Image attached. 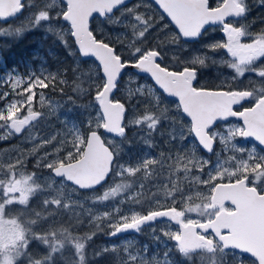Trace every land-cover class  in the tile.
<instances>
[{"label": "snow or ice", "instance_id": "6c2138e0", "mask_svg": "<svg viewBox=\"0 0 264 264\" xmlns=\"http://www.w3.org/2000/svg\"><path fill=\"white\" fill-rule=\"evenodd\" d=\"M153 4L158 16L140 11ZM253 6L264 7V0H141L131 6L128 0H0V37L41 28L73 58L71 83L68 69L53 73L43 66L0 78V88L8 86L0 100L14 97L0 108V140L27 129L23 140L32 144L0 164V264H178L176 254L200 264H264V29L249 30ZM26 9L20 24L4 23ZM117 27L127 31H110ZM216 30L226 39L201 48L222 49L227 59L207 53L180 59L178 53ZM209 59L233 73L211 88L199 80ZM141 74L152 83H139ZM64 85L78 96L91 95L93 103L84 107L95 113L82 125L65 121L63 134L36 132L58 106L45 113L34 110L33 101L38 97L43 108V89L64 94ZM166 97L175 98L174 111L164 106ZM67 99L75 103L71 95ZM244 101L249 106L234 108ZM133 140L157 154L122 161L124 145ZM28 156L48 174L27 172ZM127 178H136V189L129 191ZM150 178L163 199L138 210L133 205L143 204ZM34 197L42 211L30 207ZM86 201L105 210L94 213ZM65 213L77 224L90 217L89 230L74 235L60 223ZM157 221L164 225L159 231ZM101 222L109 237L147 229L163 248L149 254L147 244L134 240L93 247ZM169 222L178 227L172 230Z\"/></svg>", "mask_w": 264, "mask_h": 264}, {"label": "rangeland", "instance_id": "374dc122", "mask_svg": "<svg viewBox=\"0 0 264 264\" xmlns=\"http://www.w3.org/2000/svg\"><path fill=\"white\" fill-rule=\"evenodd\" d=\"M42 0H38L37 3H41ZM141 0H136L134 1L131 5L133 4H137L140 3ZM144 3H151L147 0H143ZM129 5V6H131ZM141 12L144 13H148L149 11H153L154 16H158L159 14V10L152 5L151 9H147V8H141L140 9ZM23 21V20H22ZM19 22V21H18ZM165 23H167V21H164ZM117 30H114V33H124L127 30L124 28H114ZM222 33V32H221ZM217 32V31H209V34H207L206 36H204L202 38V40L200 41V43L197 45L198 42L196 43H192L188 46V48L192 47V46H196L193 47V50L191 49H186L183 52H180V54H182L180 56V59L183 60L184 58L187 57H191L193 55H199L201 53H207L206 49L201 48V45L204 43H207V41H213V40H224L226 39V37L224 38V36ZM163 37V33L160 34ZM7 38H11V37H0V43L1 41L7 39ZM168 50V49H166ZM206 51V52H204ZM178 54V55H180ZM37 55V54H36ZM208 56V53H207ZM209 57H215L217 60H219L221 57H224L225 59H227L228 57L226 56L224 50H217L215 52L209 51ZM4 54L2 53V51L0 50V78H2L4 76L5 73H8L9 71L15 70L18 71L20 74H25L28 72L29 69H32L34 71L39 72L41 69V66L45 67L44 65H34L32 64L30 61H25L22 62L21 66H20V62L14 63L12 62L11 64H9V66L7 67L4 64ZM71 56L67 57V60H71ZM208 61V60H207ZM209 62L212 63L211 59H209ZM82 63V62H81ZM49 64V62H48ZM214 64V63H212ZM217 65H222L219 63H216ZM223 67L219 68V72L227 77V76H231L232 70L229 69L228 67H226L225 65H222ZM56 67H59V65L56 64ZM82 67H84L85 69L87 68L86 64L82 63ZM205 67L200 68V75H201V81H210L211 80V74L213 73V69L209 67V76L207 75V72L205 70ZM69 79V81H72V78L67 77ZM145 81H147L149 84L152 83L150 81V79L148 77H139V83H144ZM214 81L212 84L216 85L217 83L215 81H218V79L214 76L213 80ZM246 83V81H245ZM87 84H84V87H86ZM258 86V85H256ZM70 87V86H69ZM5 88H8L7 85H5L3 88H0V92H3L5 90ZM10 92V88L8 89ZM37 92L41 91L40 89H36ZM44 93H45V99H46V103L44 105L43 108H40L39 106V102H38V97L37 99H35L33 101V105H34V110L39 109L42 112L45 113H50L52 108L54 106H58L56 107V114L53 115H49L48 120L46 123L42 124L40 128L36 129V132H39L41 134H47V135H51L52 133H56V132H60L61 134L64 133V122L67 121L69 124L72 123H77V124H81L82 122L87 118L88 113H95V109L92 107H84V106H89L93 103V99L91 95H87V94H80L79 98H77L78 94L72 90V92L75 93L76 97H74L75 99V103H72L71 101H69L68 99L66 100H62L57 96L60 97H65L64 95L67 94L66 92L64 94H61L60 92H53L52 89H43ZM51 93H54L56 96H53ZM12 97V98H10ZM14 97L10 94L7 97V100H0V108L4 107V105L7 103V101L12 100ZM139 107V106H138ZM166 107L170 108V109H174L173 106L171 107L170 105H166ZM128 116H131V112H129ZM236 124V123H233ZM27 132V129L25 131V133ZM25 133H21L15 136H12L11 140H15V144L10 146L9 144L6 145L4 148L0 147V164H7L9 162H11L16 156H18L20 154L18 150H22L25 153L32 147V144L30 142H26L23 140V137L25 135ZM0 134L1 136L4 135V129H0ZM129 135L131 137V130L129 131ZM60 137L58 136L57 139H59ZM2 140H6V139H2ZM2 141L0 140V143ZM48 147H51V145H49ZM44 149H41V152ZM144 153H148L150 155L155 156L157 154V151L155 149H149L146 146H144L143 144L140 143V145L136 144V141L133 140L131 145H124V151L121 154V160H127L126 156L127 155H132L134 157H139ZM39 154V153H38ZM202 155V154H200ZM34 156H28L27 157V167H26V171L27 172H37L38 175H44L46 176L48 173L46 172L47 169H37L34 166ZM32 160V161H31ZM31 161V162H30ZM207 170V169H206ZM129 179L128 182L133 184V189H130L129 191H132L134 189H136V184H135V179L136 178H127V180ZM149 182V183H148ZM145 185H149L150 189L146 190L145 192L147 193V197L144 199L143 204L142 205H133V207H135L136 209H141V208H145L148 205L149 201L151 199H156V198H160L163 199L162 196V192L156 191V190H152L154 188H156L154 185L156 184V181L152 180L151 178L148 180L144 181ZM203 187V186H200ZM198 190V189H197ZM152 193H157V196H152ZM77 199H82V196L76 197ZM38 199H40L39 197H34L33 200L30 202V207L35 208L37 211H42V209H40V205L38 203ZM120 199V197H117L116 200L118 201ZM115 203V202H112ZM85 207H91L93 212H102L105 210V206L104 205H93L91 203V201H86L85 202ZM129 207V205L126 203L123 208L125 210H127V208ZM81 211H83L82 209H80ZM68 213H65L62 217L59 218L60 223H62L63 221H65V219L68 217ZM159 222V221H157ZM171 226V225H170ZM66 227V226H65ZM157 227V226H156ZM172 230H175L176 228L172 227ZM159 227H157V230L159 231ZM149 233V231H145L143 232V234L141 236H137V234L135 232H127V233H122L120 234L119 237H109L108 235H106L105 237L102 238V236L100 237H96V240L93 239V241L91 242V246L99 248V247H103L105 245H111L113 243L116 244H120L122 241L125 240H134L136 242L137 246H143L145 244H147L149 246V254L156 252L157 250H162L163 245L158 244L155 241H148L147 239V234ZM152 243V245L150 244ZM173 242L169 241V244H171ZM154 244V245H153ZM35 247L38 248V250L43 251V246L40 245H34ZM68 257L71 258V252H68ZM179 255V254H178ZM176 254V260L179 259L180 261H182L184 264H190L189 260H185L182 257H180V255L178 256ZM192 261V260H191ZM58 264H62V262H58ZM105 264H113V261L111 259H107L105 260ZM181 264V263H180Z\"/></svg>", "mask_w": 264, "mask_h": 264}, {"label": "trees", "instance_id": "16d2710c", "mask_svg": "<svg viewBox=\"0 0 264 264\" xmlns=\"http://www.w3.org/2000/svg\"><path fill=\"white\" fill-rule=\"evenodd\" d=\"M210 2H212V0H210ZM251 2L252 0H249V3ZM28 12L29 10L26 9L24 13L26 14ZM246 23L249 25V30L252 33L259 34L260 31L264 29V7L253 6L251 12L247 16ZM114 30H117V29H110V31L112 32H114ZM216 31L221 33L219 30H216ZM221 34L223 35V33ZM199 43L200 41L197 43V45ZM193 47H196V46H192L188 49L193 50ZM0 50L2 51L4 56H7V60L9 64L17 60L20 62V66H21L22 62L30 61L34 65H44L49 71L53 73H55L58 68H61V69L66 68L68 69L66 73V77L73 78V73L71 71V68L73 66V58H71V60L69 59L67 60L68 54L65 51L61 42L55 36L49 33H46L41 28L28 30V31H25L20 36L7 38L1 41ZM56 64L59 65V67H56ZM209 67L214 68L211 76H209ZM220 67H223V66L217 65L216 63L212 64L211 62H209V64L205 67L206 72L208 71L207 75L211 77V80H213L214 76L218 80L221 77H225L223 73L221 74L219 72ZM213 84H209L210 85L209 87L210 88L214 87L215 85ZM77 98H79V96H77ZM136 144L140 145L139 142H136ZM199 154H203V153L200 152ZM82 195L83 193H81L80 196ZM78 211H81V210L78 209ZM83 221L84 223L77 224L74 220H70L68 216L65 219V221L62 222V224L64 223L66 227H69V229L73 231L74 235H83L84 232L89 230L90 217L84 216ZM101 227L103 228V222H101ZM107 231H109V229L103 228V231L99 232L93 239L96 240V237H100V236H102V238L105 237L106 236L105 233ZM150 244L152 245V243ZM177 262L178 264L180 263L184 264L179 259H177ZM189 262L190 264H200V261L198 259H193L192 261H189Z\"/></svg>", "mask_w": 264, "mask_h": 264}, {"label": "flooded vegetation", "instance_id": "af4514ba", "mask_svg": "<svg viewBox=\"0 0 264 264\" xmlns=\"http://www.w3.org/2000/svg\"><path fill=\"white\" fill-rule=\"evenodd\" d=\"M27 14L28 13H23L22 14V16L21 17H19L16 21H9V22H4L6 25H11V24H20L21 22H22V20H24V17L25 16H27ZM19 21V22H18ZM208 34H209V32H208ZM207 42H209V40L207 41ZM194 43H196V42H194ZM206 51H207V53H208V56H209V50L208 49H206ZM178 54H180V53H178ZM182 54H180L179 55V57L181 56ZM5 58H4V64L8 67L9 66V63H8V60H7V56H4ZM17 59V58H16ZM169 59H170V57H169ZM17 60H15L14 61V63H17V64H19L18 62H16ZM25 62V61H24ZM206 63H207V65L209 64V60L208 61H206ZM201 75H200V73H199V80H200V83H202V84H204L206 87H209L210 85L209 84H212L214 81H201ZM216 83H218V81H215ZM64 88H65V92L67 93V94H65L64 96L65 97H60V96H57V97H59L60 99H62V100H67V96H69V95H71L73 98L74 97H76V95H75V93L74 92H72V88L71 87H69V85H64L63 86ZM210 88V87H209ZM49 89H51V88H49ZM45 90V89H44ZM53 96H56L54 93H51ZM10 98H12V97H10ZM249 101H246V102H244L243 104H241L240 106H237V107H235L236 109H239V108H242V107H247V106H249ZM166 105H170L171 107L173 106V108L174 109H172V111H174L175 110V103H174V100L173 99H170V98H165V105L164 106H166ZM171 114V113H170ZM231 123H236V124H240L241 122H237V121H235V120H231ZM26 131V130H25ZM101 131H103V130H101ZM0 136H1V134H0ZM191 139V138H190ZM2 142L0 143V147H2V148H4L6 145H10V146H12V145H14L15 144V140L13 141V140H11V139H6V140H1ZM238 144H241V145H243V146H245V147H247V148H251L253 145H255L256 147H257V149L258 150H261V148H259L255 143H253V142H250V141H246V140H244V139H237V141H236ZM201 153H203V152H201ZM202 155H207L206 153H203ZM132 159V160H135L136 159V157H134V156H132V155H127L126 156V159L127 160H129V159ZM211 159H215L214 157H211ZM32 161V160H31ZM30 161V162H31ZM46 172L48 173V170H46ZM139 175V174H138ZM162 179V178H161ZM128 181H129V179H128ZM149 183V182H148ZM184 187H185V191H187L188 190V188H189V186L187 185V183L185 182V185H184ZM148 189H150V186L149 185H146V190H148ZM152 190H156V191H159V192H161L157 187L156 188H154V189H152ZM197 189L196 188H193L192 189V191L193 192H195ZM162 196H163V194H162ZM39 200V199H38ZM179 206V205H178ZM40 209H41V207H40ZM170 223V225L172 226V227H174V228H177L178 226L177 225H175L173 222H169ZM62 224V223H61ZM63 226H65V224L63 223L62 224ZM156 226L157 227H159V228H162V227H164V225L159 221V222H156ZM145 231H147V229L145 230ZM144 231V232H145ZM137 234V236H141L143 233H136ZM151 233L149 232L148 234H147V239H148V241H153L152 240V238H151Z\"/></svg>", "mask_w": 264, "mask_h": 264}, {"label": "water", "instance_id": "95a60500", "mask_svg": "<svg viewBox=\"0 0 264 264\" xmlns=\"http://www.w3.org/2000/svg\"><path fill=\"white\" fill-rule=\"evenodd\" d=\"M134 1H136V0H128V4L130 5V4L133 3ZM147 1L151 2V0H147ZM153 5H154V4H153ZM154 6H155V5H154ZM155 7L157 8V6H155ZM157 9H158V8H157ZM158 10H159V9H158ZM159 11H160V10H159ZM6 22H9V21H6ZM129 71H131V72H133V73L135 72L134 69H133V70H129ZM140 77H147V76L141 74ZM150 81H151V80H150ZM167 98H170V99L175 100V98H171V97H167ZM244 102H246V101H244ZM244 102H242V104H243ZM237 106H240V105H235L234 108L237 107ZM231 120H235V121H237V122H241V123H242V121L236 120L235 118H232ZM246 141L253 142V143H255L259 148H262V146H259V145H258V142L254 141V140H252V139H247Z\"/></svg>", "mask_w": 264, "mask_h": 264}]
</instances>
